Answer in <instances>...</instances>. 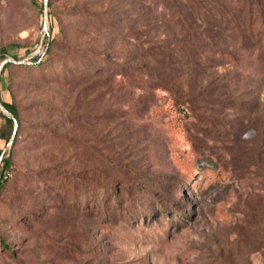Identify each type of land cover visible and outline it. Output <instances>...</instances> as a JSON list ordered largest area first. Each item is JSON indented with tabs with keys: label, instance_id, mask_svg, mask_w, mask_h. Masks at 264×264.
Returning <instances> with one entry per match:
<instances>
[{
	"label": "rangeland",
	"instance_id": "374dc122",
	"mask_svg": "<svg viewBox=\"0 0 264 264\" xmlns=\"http://www.w3.org/2000/svg\"><path fill=\"white\" fill-rule=\"evenodd\" d=\"M4 49L0 264H264V0H0Z\"/></svg>",
	"mask_w": 264,
	"mask_h": 264
},
{
	"label": "trees",
	"instance_id": "16d2710c",
	"mask_svg": "<svg viewBox=\"0 0 264 264\" xmlns=\"http://www.w3.org/2000/svg\"><path fill=\"white\" fill-rule=\"evenodd\" d=\"M44 49L43 52L40 54H37L36 56H34L31 61L30 64H28L29 67H40L44 64L46 57L48 55V53H50L51 51V47L52 44L50 42H44L43 45ZM204 47H207V45ZM5 55V49L1 51L0 56ZM110 66H114L113 69H115V63L112 62H107V65ZM11 63H7L6 66H10ZM153 88H160V87H165L162 84L159 86H152ZM0 102L3 105V107L13 116V118L7 117V116H3L5 118L6 121V126L4 128H0V141L4 140L7 144L8 143H14L15 140L18 137V133H19V128H20V118H19V114H18V108L16 106V104L14 103H8V102H2L1 98H0ZM14 121L18 123L17 129H15V125H14ZM14 136V137H13ZM13 137V138H12ZM3 154V151L0 150V164L3 163L2 168L0 169V195L3 191V189L5 188L6 185V179H7V174L9 173L11 166H12V160L10 158H5L2 160L1 156ZM106 194L103 193V196H105Z\"/></svg>",
	"mask_w": 264,
	"mask_h": 264
},
{
	"label": "water",
	"instance_id": "95a60500",
	"mask_svg": "<svg viewBox=\"0 0 264 264\" xmlns=\"http://www.w3.org/2000/svg\"><path fill=\"white\" fill-rule=\"evenodd\" d=\"M45 7H47V1H45ZM46 18H47V17H46ZM44 29H45V30L47 29V21L45 22ZM0 107L2 108V110H3L4 112H6V109L3 107V105L1 104V102H0ZM17 126H18V125L15 126V129H17Z\"/></svg>",
	"mask_w": 264,
	"mask_h": 264
}]
</instances>
